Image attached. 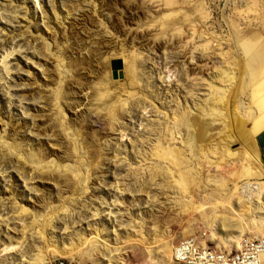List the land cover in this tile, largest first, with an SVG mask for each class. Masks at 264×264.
Here are the masks:
<instances>
[{
  "label": "rangeland",
  "instance_id": "rangeland-1",
  "mask_svg": "<svg viewBox=\"0 0 264 264\" xmlns=\"http://www.w3.org/2000/svg\"><path fill=\"white\" fill-rule=\"evenodd\" d=\"M261 119L264 0H0V264L264 236Z\"/></svg>",
  "mask_w": 264,
  "mask_h": 264
},
{
  "label": "built area",
  "instance_id": "built-area-1",
  "mask_svg": "<svg viewBox=\"0 0 264 264\" xmlns=\"http://www.w3.org/2000/svg\"><path fill=\"white\" fill-rule=\"evenodd\" d=\"M47 264H81L71 258H56ZM127 264V263H124ZM172 264H264V236L245 235L239 248L210 238L209 231L190 235L173 249Z\"/></svg>",
  "mask_w": 264,
  "mask_h": 264
},
{
  "label": "bare ground",
  "instance_id": "bare-ground-1",
  "mask_svg": "<svg viewBox=\"0 0 264 264\" xmlns=\"http://www.w3.org/2000/svg\"><path fill=\"white\" fill-rule=\"evenodd\" d=\"M130 68L132 69L133 68V66L132 65H130ZM260 125H264V119H261L260 120ZM249 177H254V175H251V176H248V175H246L245 176V179L247 180V183H245L244 185H242V186H240L239 187V190H237V188H234V192H233V194L235 195V194H239V195H241V196H243V197H247V198H249L250 200L251 199H253V197L254 196H259L260 195V184L259 183H254V184H252V183H249L248 182V180H249ZM235 182H237V181H235ZM228 204H230L231 205V202H230V199L228 200V201H226ZM242 207V209H245L246 207H247V204H243V205H241ZM231 210L233 211V212H235L236 214H238V216L239 217H244V215H243V213L241 214V213H239V212H237V211H235L232 207H231ZM212 227H213V225H212ZM251 229V227L249 228V230ZM211 230L213 231L214 229L213 228H211ZM190 235H194L193 233H191ZM189 235V236H190ZM244 234H241V240H242V236H243ZM176 245V244H175ZM238 247H240L241 246V242H239L238 243V245H237ZM237 247V248H238ZM174 249V248H173ZM72 255V254H71ZM172 255H173V251H172ZM62 256H70V253L69 252H67V251H65V252H62ZM165 262H166V264H170V262L168 261V260H164ZM171 261H172V259H171ZM101 263H103L104 264V262L102 261ZM111 264H114V263H111Z\"/></svg>",
  "mask_w": 264,
  "mask_h": 264
},
{
  "label": "crops",
  "instance_id": "crops-1",
  "mask_svg": "<svg viewBox=\"0 0 264 264\" xmlns=\"http://www.w3.org/2000/svg\"><path fill=\"white\" fill-rule=\"evenodd\" d=\"M257 144L264 164V132L257 137Z\"/></svg>",
  "mask_w": 264,
  "mask_h": 264
},
{
  "label": "water",
  "instance_id": "water-1",
  "mask_svg": "<svg viewBox=\"0 0 264 264\" xmlns=\"http://www.w3.org/2000/svg\"><path fill=\"white\" fill-rule=\"evenodd\" d=\"M122 65H121V62H117V63H115V67H121Z\"/></svg>",
  "mask_w": 264,
  "mask_h": 264
}]
</instances>
